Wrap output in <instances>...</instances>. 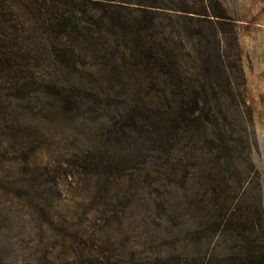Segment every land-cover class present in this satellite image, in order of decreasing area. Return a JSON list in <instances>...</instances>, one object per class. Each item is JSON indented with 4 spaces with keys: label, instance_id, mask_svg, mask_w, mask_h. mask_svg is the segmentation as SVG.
<instances>
[{
    "label": "rangeland",
    "instance_id": "1",
    "mask_svg": "<svg viewBox=\"0 0 264 264\" xmlns=\"http://www.w3.org/2000/svg\"><path fill=\"white\" fill-rule=\"evenodd\" d=\"M121 1L0 0V264H251L264 0Z\"/></svg>",
    "mask_w": 264,
    "mask_h": 264
},
{
    "label": "trees",
    "instance_id": "2",
    "mask_svg": "<svg viewBox=\"0 0 264 264\" xmlns=\"http://www.w3.org/2000/svg\"><path fill=\"white\" fill-rule=\"evenodd\" d=\"M109 1L112 2L111 8L119 9L120 11L128 12L127 14H129V15H132V14L138 13V12H142V10H143L142 8H134V6H133V5L141 6V4H134L133 2L121 1V0H109ZM179 5H180V7H179L180 10H174V11L184 13L183 16H185L187 20H192L194 18L193 15H198V16H202V17H212V19L214 21L212 19L203 18L204 22H207L210 25H212V24H216V22H219L221 19H227V18L222 17V15H214V14L212 15L211 13H209V11L207 10L208 8L206 6L201 7V9L198 11H193V10H191V9H193V7H190L188 2L185 4V2L182 1V2H180ZM148 7L154 8L153 6H148ZM133 41L134 42L131 41V44L133 47L132 51H135L137 48V44H136L135 40H133ZM138 45H139V42H138ZM143 48H145V45L143 46ZM149 57L150 56H148L147 58H149ZM197 104H198L197 102L192 104V103H190V101L183 103L182 115L184 117V120H187L186 122L188 123V125L195 122L191 119L194 117V115L196 113L200 112ZM245 261L248 263H251V264H264V255L262 253L261 254H247L245 256Z\"/></svg>",
    "mask_w": 264,
    "mask_h": 264
}]
</instances>
